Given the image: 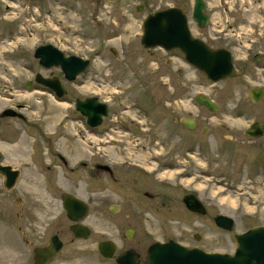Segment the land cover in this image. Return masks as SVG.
<instances>
[{"label": "rangeland", "instance_id": "rangeland-1", "mask_svg": "<svg viewBox=\"0 0 264 264\" xmlns=\"http://www.w3.org/2000/svg\"><path fill=\"white\" fill-rule=\"evenodd\" d=\"M204 2L208 22L199 28L190 17L192 0H0V111L11 108L24 118L0 117V164L18 170L11 188L3 186L0 174V264H29L31 249L44 246L52 234L62 246L48 264H114L96 249L102 239L114 242L115 252L135 247L141 257L149 243L167 239L230 254L234 234L264 225V176L256 161L264 156L259 150L264 141H239L244 127L264 117V56L247 61L256 50L264 51V0ZM169 6L185 13L193 37L226 48L241 72L210 82L178 50L143 48L142 20ZM45 43L88 59L85 71L66 81L59 68H40L32 51ZM35 72L60 74L66 95L57 100L34 83L26 87ZM251 86L263 91L256 103L248 97ZM197 93L218 108L210 112L196 104ZM87 96L108 107L93 129L83 116L73 114L74 98ZM186 115L198 122L191 130L177 122ZM57 136L54 145L60 151L66 137L77 138L70 141L69 163L88 165L94 153L97 162L111 168L116 182H107L102 173L93 186L81 164L69 173L55 158L51 163L58 166L46 171L48 142L41 137ZM166 159L175 164L173 170H158L153 179L157 162ZM160 186L169 187L162 191L170 192L175 202L152 208L142 192L153 193ZM186 191L196 194L207 216L185 218L180 199ZM62 192L88 205L82 220L91 229L86 239L68 231ZM98 199L103 203H92ZM111 204L119 210L111 212ZM216 214L232 218V228L216 227L211 218ZM128 227L136 230L131 240L122 235Z\"/></svg>", "mask_w": 264, "mask_h": 264}, {"label": "water", "instance_id": "water-1", "mask_svg": "<svg viewBox=\"0 0 264 264\" xmlns=\"http://www.w3.org/2000/svg\"><path fill=\"white\" fill-rule=\"evenodd\" d=\"M205 8L204 0H192L190 17L199 28H203L208 22ZM139 9V7L136 8V10ZM139 43L143 48L159 47L165 51L178 50L185 62L210 82L232 78L235 75L229 51L222 47L211 48L201 39L193 37L188 28L186 15L178 7L169 6L148 12L141 23ZM32 56L45 68L58 67L67 81H72L83 73L89 64L88 59L72 54L65 55L49 43L36 46ZM33 81L49 89L56 98L65 95L62 84L55 76L43 77L36 73ZM25 86L28 87L29 82ZM248 94L252 102H257L261 98L262 91L253 86L248 89ZM194 102L210 112L218 108L217 103L201 93L195 94ZM73 108L84 117V123L89 128L98 126L102 117L107 114L106 103L99 101L95 96L75 98ZM13 113L12 109H6L1 116L13 115ZM179 121L187 128L194 126L193 118L181 117ZM263 130V123L254 121L249 124L244 134L260 136ZM0 174L3 177V186L11 188L18 177V170L8 164H0ZM60 201L66 218L71 222L68 226L69 232L76 239H86L90 229L81 221L87 215V205L66 192L60 194ZM182 201L186 208L192 210H197L200 204L193 194L185 195ZM213 222L224 230H230L233 226L232 218L222 214L214 215ZM233 243V251L229 254L187 247L172 239L163 242L153 241L147 246L141 264H264V225L253 226L234 234ZM61 246L62 243L57 235H50L44 246H35L31 249L29 264H48L59 252ZM96 248L101 257L110 258L115 245L110 240H104L97 243ZM114 264H138V254L132 248L120 251L114 256Z\"/></svg>", "mask_w": 264, "mask_h": 264}, {"label": "flooded vegetation", "instance_id": "flooded-vegetation-1", "mask_svg": "<svg viewBox=\"0 0 264 264\" xmlns=\"http://www.w3.org/2000/svg\"><path fill=\"white\" fill-rule=\"evenodd\" d=\"M110 39V38H109ZM207 44V43H206ZM207 46H209V47H211V48H220V47H222V46H215V47H212V46H210L209 44H207ZM222 48H224V47H222ZM226 49V48H225ZM33 52V51H32ZM230 53V52H229ZM230 56H231V54H230ZM260 56H264V51H259V50H256L255 52H253L250 56H249V58L247 59V61H252V60H255L257 57H260ZM34 58V57H33ZM35 59V58H34ZM36 60V62H37V59H35ZM231 61H232V58H231ZM246 62H243L242 63V66H244V64H245ZM37 64H38V62H37ZM233 64V63H232ZM39 65V64H38ZM88 66V65H87ZM39 67L40 68H42V69H49V68H51V67H49V68H45V67H43V66H41V65H39ZM56 68H58V67H56ZM233 68H234V72H235V75H234V77L237 75V72H241V69H240V67H235V66H233ZM264 70V69H263ZM36 73H38V72H35L34 74H33V77H32V82L31 81H26V83L27 82H29V86H31V84L32 83H34L35 85L34 86H39V87H41V88H45V87H43V86H41V85H39V84H37L36 82H34L33 80H34V76H35V74ZM60 73H61V71H60ZM40 74V73H39ZM41 75V74H40ZM41 76H43V75H41ZM52 76H55L58 80H59V82L62 84V86H63V88H64V90H65V95H66V89H65V87H64V85H63V83H62V81H61V78H60V74H57V75H55V74H49V75H44L43 77H52ZM61 76H62V73H61ZM63 77V76H62ZM76 78V77H75ZM74 78V79H75ZM64 79V78H63ZM73 79V80H74ZM65 80V79H64ZM72 80V81H73ZM67 81V80H66ZM25 83V84H26ZM28 86V87H29ZM251 87H253V86H251ZM257 87V86H256ZM250 88V87H249ZM248 88V89H249ZM259 88V87H258ZM45 89H47V88H45ZM248 89H247V93H248ZM261 89V88H260ZM47 90H49V89H47ZM50 91V90H49ZM261 91H262V89H261ZM51 92V91H50ZM52 93V92H51ZM53 95V94H52ZM64 95V96H65ZM54 96V95H53ZM63 96V97H64ZM262 96H263V91H262V95H261V98H262ZM55 97V96H54ZM63 97H61V98H56L57 100H61ZM248 97H249V94H248ZM260 98V99H261ZM75 99V98H74ZM249 99H250V97H249ZM259 99V100H260ZM258 100V101H259ZM74 101V100H73ZM250 101H251V99H250ZM257 101V102H258ZM252 102V101H251ZM253 103H256V102H253ZM199 106H201V105H199ZM203 107V106H202ZM17 109L18 108H20V106L19 105H17V107H16ZM205 108V107H204ZM6 109H11V108H4V109H2L1 111H0V117H15V118H17V119H19V120H21V121H23L24 120V118H23V116L21 115V114H19V113H17V112H15L14 111V113H13V115H8V116H1V113L4 111V110H6ZM13 110V109H12ZM73 114H75L76 116H80V113L78 112V111H76L74 108H73ZM107 114H108V107H107ZM107 114H106V116H107ZM237 115L239 116L240 115V113H237ZM106 116H104V117H106ZM104 117H102V120H103V118ZM181 117H188V118H193L194 119V126L192 127V128H194L195 126H197V124H198V122H197V120H196V118L195 117H191V116H189V115H186V116H181ZM181 117H179L178 119H177V122H178V124L181 126V127H183L184 129H186V130H191L192 128H187L185 125H183V124H181V122L179 121L180 120V118ZM102 120H101V123H102ZM254 121H258V122H261V123H263V125H264V117L262 118V119H256V120H253V121H251L250 123H252V122H254ZM100 123V124H101ZM249 123V124H250ZM99 124V125H100ZM249 124L246 126V127H244L242 130H241V134H242V139H239V141L241 142V143H244V142H248V143H257V142H259V141H264V130H263V133L260 135V136H247V135H245L244 134V131L247 129V127L249 126ZM98 125V126H99ZM98 126H96V127H98ZM89 128V127H88ZM93 128H95V127H93ZM92 128V129H93ZM202 131H206L207 130V128L206 127H204V126H202L201 128H200ZM43 140H44V142H48V145L46 146L45 145V155H47V156H49V164H46L45 165V170L46 171H50V170H52V168L53 167H57L58 165H56V164H54V163H51L52 162V158H55L58 162H60V169L61 170H63V171H65V172H69V173H73L74 171H76V170H78V165H82L84 168H86V170L88 171V174H89V176H90V179H92L93 180V182H92V184H93V186H95L96 185V182L95 181H97V180H100L101 179V174L102 173H105L106 174V178H107V182H109V181H112V182H116L115 181V178L113 177V175H112V171H111V168L109 167V166H107L106 164H104V163H100V162H97L96 161V157H95V155H94V153H91V156H90V163L87 165L85 162H80L79 160H77V161H74V162H70L69 163V161H70V158H69V154H72V151H73V147H72V143L70 142L71 140H76L77 138H74V136H72L71 138H67L66 137V139H65V142H64V147H63V149H64V151H60V150H58V149H56L55 148V143L57 142V140H59V138H58V136L56 137V138H54V139H52V138H43V137H41ZM228 140H232L231 139V137L228 139ZM228 140H227V142H228ZM155 144L157 143V141H155L154 142ZM256 147H258V146H256ZM263 148V149H262ZM216 149L218 150V151H220V146H217L216 147ZM259 150H263L264 151V146H260V148H259ZM92 159V160H91ZM256 161H258V165L257 166H260V167H262V168H260L261 170L260 171H262V175L264 176V156H262V157H257L256 158ZM104 165L107 167H105L104 168ZM175 166V164L173 163V162H171V161H169L168 159H166L165 161H163V162H157V164H156V167L153 169V171H155V172H153V179H156L155 177H156V172H158V170H159V172L160 171H164V170H168V171H171V170H173V167ZM144 171V170H143ZM142 170H140V172L141 173H145V172H143ZM147 173H150V172H147ZM141 175H143L144 177H149V176H147V175H144V174H141ZM155 175V176H154ZM139 176H140V174H139ZM143 181H147L146 180V178H144L143 179ZM161 182V180H156V183L158 184V183H160ZM158 185H161V184H158ZM160 188L161 189H155V192H153V193H151V192H146V191H143L142 192V194H143V196H145L150 202H148L149 203V205L151 204V207L152 208H155V207H169V204L170 203H173V202H175V201H173V197L171 196V193L170 192H168V194H165L162 190H164L165 188H167V189H169V187L167 186V187H165V188H163L162 189V187L160 186ZM159 191H162L161 192V196H160V194H159ZM69 194V193H68ZM93 194L94 195H96V191H93ZM187 194H193V195H195L196 196V194H194L193 192H191V191H186L183 195H182V197H181V199H180V202L182 203V206H183V209L186 211V213H187V215H186V219L187 220H189V219H191V215H199L201 218H202V216L203 217H205V216H207V208L200 202V200H199V202H200V204H199V207H198V209L197 210H192V209H188V208H186L185 206H184V204H183V201H182V199H183V197L185 196V195H187ZM71 195V194H70ZM197 197V196H196ZM159 198H162V200L161 201H159L158 199ZM92 203H94V204H97V205H99V204H101V203H103V201H101V200H94V201H92ZM154 204H156V205H154ZM87 205V204H86ZM108 208H109V210L111 211V212H113V211H117V210H119V206L117 205V204H111V205H108ZM87 211H88V205H87ZM214 216V215H213ZM213 216L211 217L212 218V221H213ZM66 217V216H65ZM124 217H127L126 215H124ZM70 222V221H69ZM81 223H82V221H81ZM214 223V222H213ZM70 224H71V222H70ZM69 224V225H70ZM68 225V226H69ZM215 225V224H214ZM68 226H67V229H68ZM216 226V225H215ZM216 227H218V226H216ZM89 228V227H88ZM218 228H220V227H218ZM90 229V228H89ZM222 229V228H221ZM129 230V231H128ZM224 230V229H223ZM69 231V230H68ZM126 231H128L127 233H126ZM228 231V230H227ZM90 232H91V229H90ZM71 234V233H70ZM90 234V233H89ZM126 234H128L130 237H127V235ZM57 235V234H56ZM122 235L126 238V239H128V240H131L132 238H133V236H135L136 235V230L135 229H133V228H131V227H128V228H125V229H123L122 230ZM71 236H72V234H71ZM58 237V236H57ZM73 237V236H72ZM74 238V237H73ZM104 240H110V239H102V240H100V241H104ZM100 241H98L97 243H99ZM111 241V240H110ZM166 241V240H165ZM163 242V241H162ZM62 243V242H61ZM113 244L115 245V249H114V252H113V255L110 257V258H113V260H114V256L117 254V253H119L120 251H123V250H125V249H128V248H132L137 254H138V264H141L142 263V260H143V257H141L140 256V254H139V252L136 250V248L135 247H131V246H127L126 248H124V249H120L119 251H117V252H115L116 251V244L113 242ZM150 244V243H149ZM148 244V245H149ZM96 247H97V244H96ZM147 248V247H146ZM97 249V248H96ZM146 250V249H145ZM145 253V252H144ZM100 255V254H99Z\"/></svg>", "mask_w": 264, "mask_h": 264}]
</instances>
